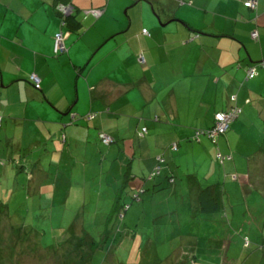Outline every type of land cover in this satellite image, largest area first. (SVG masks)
I'll use <instances>...</instances> for the list:
<instances>
[{
  "label": "crops",
  "instance_id": "obj_1",
  "mask_svg": "<svg viewBox=\"0 0 264 264\" xmlns=\"http://www.w3.org/2000/svg\"><path fill=\"white\" fill-rule=\"evenodd\" d=\"M182 1L177 11L179 0H0V161H6L2 174L8 179L0 185H12V179L18 184L8 186L13 202L20 186L41 203L50 202L44 191L64 186L62 198L72 202L73 180L87 179L86 169L98 165L115 176L108 185L118 187L125 176L146 179L161 155L160 176L171 175L174 191L178 178L193 183V206H199L200 190L214 186L222 193L228 189L230 203L244 200L257 210L264 201V192L262 198L257 192V180L264 179V148L257 144L264 137V0ZM247 1H256L257 10L245 7ZM59 2L79 10V29L65 27L55 10ZM85 10L102 13L96 18L85 16ZM144 29L151 37L143 35ZM254 30L260 33L258 42L250 36ZM58 32H64L68 52L55 57ZM251 67L258 72L254 79H248ZM31 74L41 78V90L29 81ZM234 106L242 112L217 145L206 135L195 140L199 130L213 127L217 113ZM89 114L97 117L86 120ZM144 128L148 133L140 137ZM100 133L115 143L105 145ZM174 143L176 152L170 149ZM217 149L227 156L229 149L237 151L234 164L219 172ZM64 160L77 166L63 169ZM199 168L207 170L201 180ZM229 173L232 182L224 186L222 178ZM151 183L134 180L129 186L146 189L148 203L163 202L168 191ZM260 214L264 218L263 210Z\"/></svg>",
  "mask_w": 264,
  "mask_h": 264
},
{
  "label": "rangeland",
  "instance_id": "obj_2",
  "mask_svg": "<svg viewBox=\"0 0 264 264\" xmlns=\"http://www.w3.org/2000/svg\"><path fill=\"white\" fill-rule=\"evenodd\" d=\"M179 7L175 10L180 11L182 5ZM250 127L253 129L252 125ZM261 138L262 141L257 144L264 148V137ZM229 151L232 161L228 160L226 165L217 155L218 172L230 163L234 164L233 156L237 151ZM252 154L254 151L249 156ZM78 155L81 157L83 152ZM34 156L43 155L35 153ZM5 162L0 161V182L4 185L8 180L2 174ZM72 166L77 165L70 164L69 160L62 163L63 169H71ZM83 170L80 168L78 172ZM86 170L89 171L87 179H83L84 175L79 180H73V187L77 189L73 192L74 200L68 203L66 198H62L65 197L64 186L58 192L44 191V196L50 200L44 203H41L42 199L34 200L29 188L20 186L22 191L12 208L13 212H20V216L15 217V223L4 220L0 224V264H190L183 256L194 254L195 264H259L264 254V218L260 214L261 210L264 211V201L259 203V207L255 206L256 211L252 209L253 203L244 200L240 205L234 199L230 203V192L226 188L227 192L223 189L226 213L203 214L199 207L192 205L193 183L187 177L178 178V188L174 191L176 185L171 182L170 175L158 176L150 181L152 185L159 183L158 188L162 186L168 191L162 196L163 202L156 201L157 198L149 203L136 201L133 199L136 191L129 187L121 202L124 187L117 190L116 182L107 184L115 178L105 173L110 171L108 167L101 170L98 165ZM240 170L235 171L237 175L239 172V175L242 174ZM197 171L201 172V180L207 170L199 168ZM246 171L250 172L249 167ZM193 172L191 167L188 173L192 175ZM30 174H34L33 168L26 171L28 180ZM116 174L121 179L119 168ZM139 176L131 182L146 180ZM232 177V174L228 178L223 177L222 183L229 185ZM257 181L260 183L257 184L260 188L257 192L262 198L264 179ZM10 183L12 185L5 187L0 185V200L5 198L4 191L8 186L19 188L18 184L13 185V179ZM60 183H63V177ZM31 196L32 200H29ZM25 197L27 199L19 207L20 198ZM59 209L62 214L57 212ZM226 228L227 231L222 232ZM27 237L28 243L25 242ZM246 237L250 240L249 247H245ZM192 248L194 251H191Z\"/></svg>",
  "mask_w": 264,
  "mask_h": 264
},
{
  "label": "trees",
  "instance_id": "obj_3",
  "mask_svg": "<svg viewBox=\"0 0 264 264\" xmlns=\"http://www.w3.org/2000/svg\"><path fill=\"white\" fill-rule=\"evenodd\" d=\"M140 2L141 1H147V0H139ZM151 3V2H150ZM185 1H182V0H179V4L180 5H182V6H184L185 5ZM249 3H252L253 5H255L254 7H249L248 6V4ZM70 4V3H69ZM67 4V3H58L56 6H55V10H56V13L62 18V20H63V23H64V25H65V27L67 26V27H71V29L72 30H76V29H79L80 28V26L81 25H83L82 24V22H81V20L79 19V10L78 9H76L75 7H72L73 5L72 4ZM152 4V3H151ZM258 3L256 2V1H247V2H245V7H247V8H249V9H252V10H257V5ZM66 5H69V6H71L72 8H73V12L71 13V14H69V15H67V16H64L63 15V13L60 11V7L61 6H66ZM152 5H154V4H152ZM188 5V4H187ZM157 8H159V7H157ZM152 9H153V12L154 13H156V15H158L156 18L158 19V21L160 22L161 21V19H160V15H159V13H158V11H156V8L155 7H152ZM96 11H100V10H96ZM84 12V14H85V16H89V15H93L94 17H96V18H99L100 16H101V12H100V14L99 15H95V13H94V11H88V10H85V11H83ZM174 21H178V22H180L181 23V21L180 20H174ZM147 31L148 32V34H146L144 31ZM144 31H143V35H145V36H149V37H151V35H150V33H149V31L147 30V29H144ZM59 33V32H58ZM57 33V34H58ZM64 33V32H63ZM254 33H258V39L256 40V39H253V34ZM259 31L258 30H254V31H252L251 32V38L254 40V41H259V39H260V37H259ZM56 36V35H55ZM64 36H65V34H64ZM53 50H54V55H55V57H60V56H63V55H65L67 52H68V47L66 46V51H64L63 53H61V54H56L55 53V37H54V48H53ZM263 63H264V61L261 63V66L263 67ZM251 68H256V67H251ZM251 68H249L248 69V71L251 69ZM264 68V67H263ZM257 70V69H256ZM248 71H247V74H248ZM37 76V77H39L37 74H31L30 76H29V81L31 82V84L34 86V88L36 89V90H41L42 89V80H41V78H40V80H41V84H40V87L39 88H37L36 87V83H35V81L32 79L33 78V76ZM257 75H258V72H257ZM256 77V76H255ZM254 77V78H255ZM253 78V79H254ZM248 79H250L249 77H248ZM238 107V106H237ZM239 108V107H238ZM232 109V108H231ZM229 111V110H228ZM220 113H222V112H220ZM218 114V113H217ZM97 117V114H89L87 117H85V119L86 120H93V119H95ZM72 119H73V122H75L76 120V115H72ZM215 125V124H214ZM214 125H213V127H214ZM2 127V117H0V128ZM212 127V128H213ZM211 128V129H212ZM210 129V130H211ZM210 130H207V131H204V130H199L197 133H196V136H195V140H197V141H200V136H202V135H206L210 140H211V142L212 143H214V144H218L219 143V140L222 138V136H225L227 133H225V134H223V135H220L219 136V138L217 139V141L216 142H214V140L213 139H211L210 138V136H209V131ZM148 132V131H147ZM146 134H143V130L139 133V136L140 137H142V136H145ZM105 137H109L110 139H111V141L109 142V143H106L105 142ZM100 139H101V141H102V143H104L105 145H111V144H113V143H115V139L112 137V136H110V135H108L107 133H100ZM175 146H177V149L175 150ZM172 151H178V145L176 144V143H174V144H172L171 145V148H170ZM219 154H221L222 155V157H224V158H226L225 159V161H224V163L226 162V161H228V160H231L232 159V157L231 156H227V155H223L221 152H220V150H218V155ZM159 157H161V159H162V161L161 160H159ZM218 158V157H217ZM157 167H159L160 166V168L162 169V167H161V165L162 164H164L165 163V159L163 158V156H161V155H159V156H157ZM223 163V164H224ZM157 167L155 168V170L151 173V175L148 177V178H146V181H152L154 178H156V177H158V176H160V174H161V169L159 170L160 171V173L159 174H155V172H156V169H157ZM126 178L127 177H129L128 179H124V181H122V183H120V185L117 187V190H121V188H123L124 187V189H123V194H122V196H121V202L122 201H124V199H123V195H124V192L127 190V188L129 187L130 188V186H129V184H130V182L133 180V176H132V180H131V178H130V176H125ZM137 177V176H136ZM156 186H158V184H155L154 185V187H156ZM7 191L5 192L4 191V193H6V200L5 201H2V200H0V208H1V210H0V224L1 223H3L4 222V220H8L9 222H11V223H15V216L14 215H16V216H20V212H17L16 214H15V212H13L12 211V209L10 208V207H8L7 205H9L10 206V204L11 205H13L14 204V202H13V197H11L10 195H11V192H13L10 188H8L7 187ZM131 190V189H130ZM134 190V189H133ZM136 191V190H135ZM147 190L146 189H142L141 191L139 190V191H136V193L135 194H133V199L134 200H136V201H140L141 203H143V202H145V200H144V194H146L147 192H146ZM151 193V192H150ZM152 193H153V191H152ZM148 194V193H147ZM13 196V195H12ZM223 193L222 192H218L217 190H216V188L213 186H211V187H207V188H205V189H202V190H200V193H199V196H198V207H199V210L203 213V214H209V215H219L220 213H226V207H225V204H224V202H223ZM9 199V200H8ZM23 203V202H22ZM22 203L20 202V204H19V207L22 205ZM13 207H14V205H13ZM128 208V207H127ZM27 213H28V215H30L31 214V211L30 210H28L27 211ZM124 220H125V217H124ZM14 232H16V233H18L17 232V230H15ZM12 233H13V231H12ZM15 233V234H16ZM13 235H14V233H13ZM15 236V235H14ZM15 237H17V236H15ZM25 242H29V237H27L26 239H25ZM249 245H250V240H249V238H246L245 239V247H249ZM73 253V252H72ZM264 255V254H263ZM185 260H187L188 261V263L190 262V264H195V261H194V259L196 258L195 257V254L193 255V256H191V255H187V256H185V257H183ZM189 260H191V261H189ZM261 260L262 261H264V257H262L261 258ZM263 263V262H262Z\"/></svg>",
  "mask_w": 264,
  "mask_h": 264
},
{
  "label": "built area",
  "instance_id": "obj_4",
  "mask_svg": "<svg viewBox=\"0 0 264 264\" xmlns=\"http://www.w3.org/2000/svg\"><path fill=\"white\" fill-rule=\"evenodd\" d=\"M248 6L254 7L255 5H253L252 3H249ZM59 9L63 13L64 16H67L73 12V8L71 6H61ZM100 12L101 11H94L95 15H99ZM144 32L148 34L146 30ZM252 36H253V39H256V40L258 39V33H254ZM64 51H66L65 36L63 32H59L55 36V53L61 54ZM263 67H264V63H263ZM255 76H257V70L256 68H251L248 71V77L250 79H253ZM32 79L35 81L36 87L39 88L41 84L40 78L34 75ZM241 112L242 111L240 108H238L237 106H234L232 107V109H230L227 112L218 113L216 115L214 127L208 132L210 138L213 139L214 142H216L220 135L227 133L230 129L231 124L239 118ZM147 131H148L147 128H144L143 134H146ZM110 141L111 139L109 137H105L106 143H109ZM176 149H177V146H175V150ZM218 157L222 159V164H223L226 158L222 157L221 154H219ZM159 160L162 161L161 157H159ZM160 169H161L160 166L157 167L155 174H159Z\"/></svg>",
  "mask_w": 264,
  "mask_h": 264
},
{
  "label": "clouds",
  "instance_id": "obj_5",
  "mask_svg": "<svg viewBox=\"0 0 264 264\" xmlns=\"http://www.w3.org/2000/svg\"><path fill=\"white\" fill-rule=\"evenodd\" d=\"M66 6H69V5H66ZM217 115V114H216ZM216 115H215V120H216ZM235 122V121H234Z\"/></svg>",
  "mask_w": 264,
  "mask_h": 264
}]
</instances>
